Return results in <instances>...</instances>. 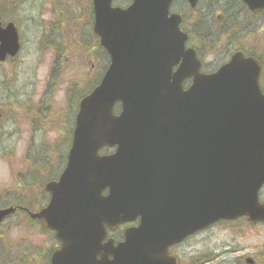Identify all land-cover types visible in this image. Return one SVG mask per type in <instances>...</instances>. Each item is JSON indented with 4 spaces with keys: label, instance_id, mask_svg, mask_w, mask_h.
<instances>
[{
    "label": "water",
    "instance_id": "1",
    "mask_svg": "<svg viewBox=\"0 0 264 264\" xmlns=\"http://www.w3.org/2000/svg\"><path fill=\"white\" fill-rule=\"evenodd\" d=\"M185 1L193 8L198 0ZM111 2L92 0V31L110 65L79 102L65 168L44 187L49 204L28 213L61 245L50 264H163L169 246L219 221L264 223L259 65L236 53L215 74L200 75L180 19L168 17L171 0H132L125 10ZM241 2L254 14L264 9V0ZM18 49L13 27L0 29V62ZM162 143L170 165L160 157ZM104 147L116 151L99 156ZM13 213L0 210V223ZM137 218L123 244L101 246L106 229Z\"/></svg>",
    "mask_w": 264,
    "mask_h": 264
},
{
    "label": "rangeland",
    "instance_id": "2",
    "mask_svg": "<svg viewBox=\"0 0 264 264\" xmlns=\"http://www.w3.org/2000/svg\"><path fill=\"white\" fill-rule=\"evenodd\" d=\"M90 1L0 0V13L7 6L18 19L21 45L17 58L0 64V208L41 209L48 201L42 186L62 172L75 104L98 83L108 63L91 34ZM128 4L114 0L112 5ZM187 9L182 0H173L170 13L182 17L181 29L190 36L192 26L183 24ZM218 12L227 20L225 40L218 42L217 52L197 51L202 72L215 71L240 50L262 61L259 85L264 93V11L251 17L237 0H204L190 19H208L214 32L221 33L213 20ZM30 20L34 25L29 27ZM234 20L242 23V33L232 28ZM194 42L190 39L187 46L196 49ZM77 83L81 88L74 92ZM75 95L79 98L71 99ZM259 201L264 204V187ZM56 245L51 233L22 213L0 225V264H41L40 256L49 257ZM170 254L183 264H209L203 263L205 258L210 264H244L245 257L264 264V225L243 219L220 222L173 247Z\"/></svg>",
    "mask_w": 264,
    "mask_h": 264
},
{
    "label": "flooded vegetation",
    "instance_id": "3",
    "mask_svg": "<svg viewBox=\"0 0 264 264\" xmlns=\"http://www.w3.org/2000/svg\"><path fill=\"white\" fill-rule=\"evenodd\" d=\"M10 8H11V5H10ZM9 8L6 6L5 7V11L1 12L0 13V28L1 29H4L6 28L8 25H12L14 27V29L19 32L20 28H19V23H18V19L15 18V16L10 12V10H8ZM3 13V14H2ZM15 14V13H14ZM39 20H40V17H39ZM213 20L215 21V24L216 26H218L219 28H217L218 30H222L226 27H223V26H226L227 24V20L225 18V16L223 14H220L219 12L216 13L213 17ZM41 22V21H40ZM239 22H241V17L239 18ZM237 22L236 20H234V24H233V29H235L236 33L237 34H240L242 33L240 31L241 27H242V23H239ZM218 23V24H217ZM48 24V23H47ZM34 25V21L33 20H30L28 22V26H33ZM54 33V32H52ZM220 33V32H219ZM51 77H53V75H51ZM115 233L113 234H109L107 236V238L105 239V241H112L113 242V245L115 246L117 243H120L123 239L122 235H114ZM57 247V246H56ZM168 256L170 258V247L168 248ZM110 260V258H108ZM180 264V262H179Z\"/></svg>",
    "mask_w": 264,
    "mask_h": 264
},
{
    "label": "trees",
    "instance_id": "4",
    "mask_svg": "<svg viewBox=\"0 0 264 264\" xmlns=\"http://www.w3.org/2000/svg\"><path fill=\"white\" fill-rule=\"evenodd\" d=\"M27 209H28V210H30V211H33V210H34V208H33V207H31V206H30V207H29V206H27ZM206 260L208 261V259H206ZM208 262H209V261H208Z\"/></svg>",
    "mask_w": 264,
    "mask_h": 264
},
{
    "label": "bare ground",
    "instance_id": "5",
    "mask_svg": "<svg viewBox=\"0 0 264 264\" xmlns=\"http://www.w3.org/2000/svg\"><path fill=\"white\" fill-rule=\"evenodd\" d=\"M189 16H190V18H191V14H190Z\"/></svg>",
    "mask_w": 264,
    "mask_h": 264
}]
</instances>
